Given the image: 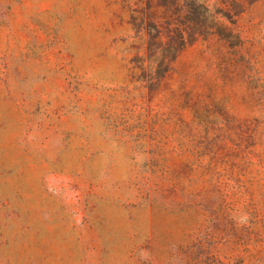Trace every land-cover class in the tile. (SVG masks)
<instances>
[{"label":"rangeland","instance_id":"rangeland-1","mask_svg":"<svg viewBox=\"0 0 264 264\" xmlns=\"http://www.w3.org/2000/svg\"><path fill=\"white\" fill-rule=\"evenodd\" d=\"M174 1L0 0V264H264V0L149 89Z\"/></svg>","mask_w":264,"mask_h":264},{"label":"trees","instance_id":"trees-1","mask_svg":"<svg viewBox=\"0 0 264 264\" xmlns=\"http://www.w3.org/2000/svg\"><path fill=\"white\" fill-rule=\"evenodd\" d=\"M172 12L178 18L181 28L169 31L163 36L162 28L154 21L147 19L144 32L140 36L144 48L143 54L132 57L133 66L139 70L144 85L149 89L165 75L169 62L176 57L179 50L193 42L199 36H205L217 27L214 14L204 0H175ZM134 15H132V21Z\"/></svg>","mask_w":264,"mask_h":264}]
</instances>
